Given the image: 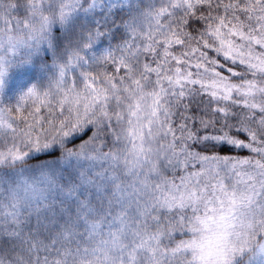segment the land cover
<instances>
[{"label": "snow or ice", "instance_id": "obj_1", "mask_svg": "<svg viewBox=\"0 0 264 264\" xmlns=\"http://www.w3.org/2000/svg\"><path fill=\"white\" fill-rule=\"evenodd\" d=\"M124 4L108 0L105 10ZM4 7L0 25L9 28L40 15L38 3ZM149 8L147 32L129 26L101 54L54 65L46 90L22 85L12 102L0 101L22 122L0 112V190L16 226L9 236L22 235L24 213L35 217L31 247L44 248V264H85L99 251L82 250L85 237L105 228L121 264H185L188 249L201 264L264 256V0H153ZM102 37L103 28L85 47L93 52ZM28 46L17 31L0 37L5 96L14 58ZM126 172L136 176L131 187ZM187 232L199 239L185 240Z\"/></svg>", "mask_w": 264, "mask_h": 264}, {"label": "clouds", "instance_id": "obj_2", "mask_svg": "<svg viewBox=\"0 0 264 264\" xmlns=\"http://www.w3.org/2000/svg\"><path fill=\"white\" fill-rule=\"evenodd\" d=\"M30 2L39 4L40 15H33L26 19L20 18L19 24L13 21L16 24L14 28L0 25V37L6 38L8 31H17L24 35L29 46L21 48V56L14 58L12 69L9 72L39 61L49 72L41 86L42 90H46L56 71L54 65L65 63L69 55L73 53L85 58L93 55L90 47H85V45H88L90 38L94 37L96 32L101 29L100 25L94 23V18L98 10L105 9L108 0H100V5L88 12H85L84 8L80 7L81 4H84V0H73L72 4H69V0H21L24 5ZM7 3L8 0H0V12L6 11L4 5ZM152 3L153 0H125L127 5L125 9L126 18L123 19L121 28L126 35L129 34V26H136L138 29L142 28L145 32L148 31L152 23L149 8ZM61 10L65 12L63 21L60 18ZM44 18L47 19L48 23L43 28V31H39L38 29ZM103 30L104 32L107 31V26ZM29 34H32V39L30 40L28 39ZM25 54H27V62H23ZM0 112H3L5 118L14 125L22 123L16 119L13 106L8 104L0 105ZM57 158H59V154ZM140 171L142 170L136 169L137 175ZM0 177H3V170H0ZM125 177L128 180L129 187L136 182V176L129 175L126 172ZM134 191H136V188L133 187L127 195L131 196ZM132 198L133 200L135 199L134 196ZM9 210L8 193L6 190H0V258L6 255L8 257L7 264H17V262L19 264H44V248L41 247L36 250L31 247L32 237L37 235L35 217H32L31 221H29L27 213H24L18 228L22 235L18 238H13L9 236V233L16 226L12 225L5 215ZM111 231L115 233L118 232V229L113 228ZM110 235L109 230L105 228L102 233L98 231L94 238L85 237L87 244L82 245V250L84 247H88L90 251L99 249L95 256L89 257V260H94L97 264H121L120 250L118 247H112V241L109 239ZM259 235H264V232L259 233ZM199 236V233L187 232L184 239H199ZM37 238L43 241L42 236ZM5 240H14V242L9 243L5 247L3 243ZM105 248L108 249L107 257L105 256ZM198 256V250L195 251L194 258V250L188 249L185 253V264H201ZM234 259L240 260L241 264H249V259L252 260V264H264V256L252 253H247L242 257L238 254ZM89 260H86L85 264H89Z\"/></svg>", "mask_w": 264, "mask_h": 264}, {"label": "rangeland", "instance_id": "obj_3", "mask_svg": "<svg viewBox=\"0 0 264 264\" xmlns=\"http://www.w3.org/2000/svg\"><path fill=\"white\" fill-rule=\"evenodd\" d=\"M125 5L126 4L123 6ZM95 18H104L111 22L117 21L120 16H118L115 9L111 10V13H109V11L102 8L98 10ZM106 34L108 35V39H104L102 37L100 40L108 41L110 39V35L108 33ZM43 67L44 66L41 62L35 61L32 65L11 70L5 83V92H7L8 95L5 96L3 93H0V101L12 102L15 96L19 95V93L24 90L21 86H28L26 82L27 80L29 81L31 78H34L33 83H36L40 80V78H44L47 75L48 69H44Z\"/></svg>", "mask_w": 264, "mask_h": 264}, {"label": "trees", "instance_id": "obj_4", "mask_svg": "<svg viewBox=\"0 0 264 264\" xmlns=\"http://www.w3.org/2000/svg\"><path fill=\"white\" fill-rule=\"evenodd\" d=\"M127 5L125 6H121L119 8H116V12L118 13V16H120V18L117 21H108L106 19H99V18H95L94 19V23L98 24L101 26V28H104L105 26H107V31H105V33H108L110 35V39L108 41L105 40H98L96 45L93 48V54L99 55L101 54L105 49L109 48L110 45L119 43L122 41V39L126 36V33L122 30L121 28V24L123 22V19L126 18V9ZM117 29H119V31H117ZM44 69H46L45 67H43ZM49 74L48 70H47V75ZM47 75L44 78H40V80L36 83H33L34 78H31L29 81L27 80V84L28 86L31 84H37L39 86H42L44 80L47 78Z\"/></svg>", "mask_w": 264, "mask_h": 264}]
</instances>
